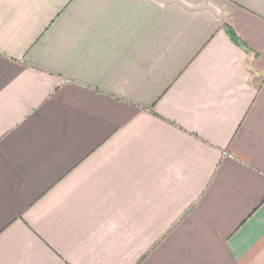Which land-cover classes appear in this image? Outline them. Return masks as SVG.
<instances>
[{"label": "crops", "instance_id": "obj_1", "mask_svg": "<svg viewBox=\"0 0 264 264\" xmlns=\"http://www.w3.org/2000/svg\"><path fill=\"white\" fill-rule=\"evenodd\" d=\"M0 264H264V0H0Z\"/></svg>", "mask_w": 264, "mask_h": 264}, {"label": "trees", "instance_id": "obj_2", "mask_svg": "<svg viewBox=\"0 0 264 264\" xmlns=\"http://www.w3.org/2000/svg\"><path fill=\"white\" fill-rule=\"evenodd\" d=\"M226 33L228 34V36L236 43H242L240 42L239 38L237 37V35L234 33V31L229 27L227 26L226 27Z\"/></svg>", "mask_w": 264, "mask_h": 264}]
</instances>
